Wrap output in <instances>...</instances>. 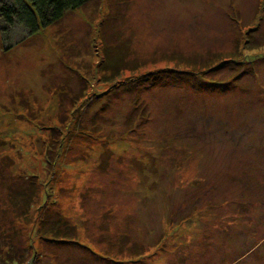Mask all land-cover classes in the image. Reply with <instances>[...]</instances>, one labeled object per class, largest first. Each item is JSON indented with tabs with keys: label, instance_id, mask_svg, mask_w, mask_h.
I'll use <instances>...</instances> for the list:
<instances>
[{
	"label": "rangeland",
	"instance_id": "rangeland-1",
	"mask_svg": "<svg viewBox=\"0 0 264 264\" xmlns=\"http://www.w3.org/2000/svg\"><path fill=\"white\" fill-rule=\"evenodd\" d=\"M10 26L1 254L264 264V0H87Z\"/></svg>",
	"mask_w": 264,
	"mask_h": 264
},
{
	"label": "trees",
	"instance_id": "trees-1",
	"mask_svg": "<svg viewBox=\"0 0 264 264\" xmlns=\"http://www.w3.org/2000/svg\"><path fill=\"white\" fill-rule=\"evenodd\" d=\"M87 0H10V3L0 0V32L7 34L12 23L23 25L29 33L36 32L40 27L58 20L62 14L83 5ZM10 29V28H9ZM108 50V49H107ZM117 64L119 60H112ZM50 159L51 153L48 152ZM54 230V229H53ZM25 259L24 252L19 247L11 248L1 254L0 264H13ZM27 264H33L29 261Z\"/></svg>",
	"mask_w": 264,
	"mask_h": 264
}]
</instances>
